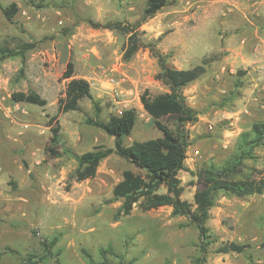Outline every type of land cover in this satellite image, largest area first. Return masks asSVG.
I'll return each mask as SVG.
<instances>
[{
	"label": "rangeland",
	"instance_id": "rangeland-1",
	"mask_svg": "<svg viewBox=\"0 0 264 264\" xmlns=\"http://www.w3.org/2000/svg\"><path fill=\"white\" fill-rule=\"evenodd\" d=\"M167 1L146 18L147 0H0V47L35 45L24 59L12 56L0 65V264H21L28 253L42 254L40 239L54 235L59 241L53 252L61 251V264H89L85 251L100 262V249L108 246L131 264H193L199 231L187 217L172 215V207L144 211L136 205L115 218L122 203L113 200L115 184L125 170H143L112 154L94 178H73L77 155L114 146V137L87 122L95 116L94 103L103 121L136 109L138 121L126 145L162 136L140 100L146 88L153 95L169 90L155 78L160 67L152 46L171 54L169 62L179 69L209 60L206 73L184 88L198 120L185 128L187 151L194 155L179 173L183 199L193 202L202 188L203 167L222 165L239 151L241 135L264 122V0ZM12 3L18 11L8 20L4 9ZM107 22L129 29L102 27ZM129 31L141 48L126 60ZM70 60L75 77L91 83L92 98L83 99L79 110L61 112L69 81L62 75ZM30 91L47 104L12 98L13 92ZM162 121L174 128L170 120ZM58 125L61 142L54 149L60 156H55L49 149L52 127ZM252 155L243 160L240 176L264 178V143ZM207 225L217 242L205 264H264V194L217 193ZM230 241L250 248L216 252ZM108 261L118 258L109 255ZM54 262L51 256L39 264Z\"/></svg>",
	"mask_w": 264,
	"mask_h": 264
},
{
	"label": "trees",
	"instance_id": "trees-1",
	"mask_svg": "<svg viewBox=\"0 0 264 264\" xmlns=\"http://www.w3.org/2000/svg\"><path fill=\"white\" fill-rule=\"evenodd\" d=\"M34 2L36 0H30ZM168 3L167 0H147L145 17H152ZM18 11L16 3H12L4 9V14L8 20H12ZM95 26L100 27L96 24ZM108 29H120L126 31L129 25L123 26L121 22H107L102 25ZM128 42L125 48L124 57L131 59L141 48L140 39L133 32H128ZM34 44H25L19 50L11 49L8 46L0 47V65L9 57L22 56L27 50L33 48ZM158 60L160 71L156 74V79L160 80L168 87V91L153 95L149 88H146L140 96L144 110L154 120L155 126L162 131V136L150 138L143 141H134L126 145L124 139L130 136L134 130L138 113L136 109H128L120 115H111L107 121L100 119L101 108L95 104L94 118H88L87 122L94 125L109 136L114 137V146L106 147L99 145L92 150L77 155V167L73 172L76 181L92 179L96 176L101 162L112 154L126 159L134 164L144 173H137L131 169L123 172V177L113 188V200H122L116 219L129 215L134 207L138 205L142 210L158 209L163 206L172 207V215L185 216L190 225H194L199 231V254L194 258L193 264H205L210 246L217 242L213 233L207 225L210 217V210L214 206L216 194L225 192L228 195L245 197L250 195L264 194V178L256 179L249 176H240L242 173L243 160L252 155V150L264 143V122H256L252 126V134L243 133L239 151L233 154L222 165L210 163L203 167L201 178L202 188L194 193V200L190 202L182 198L184 186L179 177V173L185 170V160L187 157L188 135L186 125L194 124L198 120V112L192 107L184 88L200 79L207 71L208 59H204L201 64L191 68L179 69L169 62L171 54H165L155 47H150ZM69 79L65 97L59 101L61 112H69L80 109V102L85 98H92L91 83L84 78L75 77V63L68 61L62 75ZM242 81H237L240 86ZM12 98L16 102H27L39 106H45L47 99L38 92L30 91L13 92ZM170 120L174 128L169 127L162 119ZM55 117L51 118L54 120ZM52 137L50 147L55 156H60L54 149L61 142L60 126L52 127ZM161 187L166 188V192H159ZM34 235L36 231H33ZM59 241V236L52 238H41L40 244L44 252L42 254L28 253L21 264H39L45 262L49 257L55 258L54 264H61L59 255L53 248ZM250 248L249 244L230 241L218 245L216 252L246 253ZM89 258V264H131L125 260L124 254H119L112 246L100 249L102 261L95 262L92 255L85 251ZM118 258V263L108 261V256ZM135 259L132 260L134 262ZM164 264H168L165 262Z\"/></svg>",
	"mask_w": 264,
	"mask_h": 264
},
{
	"label": "crops",
	"instance_id": "crops-1",
	"mask_svg": "<svg viewBox=\"0 0 264 264\" xmlns=\"http://www.w3.org/2000/svg\"><path fill=\"white\" fill-rule=\"evenodd\" d=\"M148 115H149V114H148ZM196 150H198V149H196ZM196 150H194V152H195ZM198 151H199V150H198ZM193 155H194V154H192L191 152L187 151V157H186V160H185V161L190 160V159H193Z\"/></svg>",
	"mask_w": 264,
	"mask_h": 264
},
{
	"label": "built area",
	"instance_id": "built-area-1",
	"mask_svg": "<svg viewBox=\"0 0 264 264\" xmlns=\"http://www.w3.org/2000/svg\"><path fill=\"white\" fill-rule=\"evenodd\" d=\"M195 153H196V154H198V153H199V151H198V150H196V151H195Z\"/></svg>",
	"mask_w": 264,
	"mask_h": 264
}]
</instances>
